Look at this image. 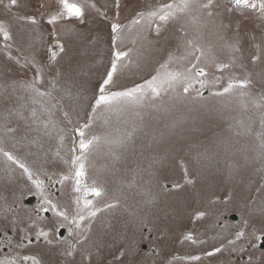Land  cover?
Masks as SVG:
<instances>
[{
  "label": "rangeland",
  "instance_id": "1",
  "mask_svg": "<svg viewBox=\"0 0 264 264\" xmlns=\"http://www.w3.org/2000/svg\"><path fill=\"white\" fill-rule=\"evenodd\" d=\"M78 2L86 5L83 22L61 21L55 31L66 42V51L58 55L59 66L83 84L84 102L77 109L79 116L70 112L71 123L65 121L59 125L64 128L63 144L57 138L58 129H54L51 138H45L38 155H28L26 162L34 170L42 167L44 174L39 178L44 180L45 185L51 183L53 187L54 181L62 176V166L58 173L51 168L56 167L61 158L70 161L72 139H79L71 129L79 126L80 120L85 122L87 111L89 116L94 117V124L86 130V134L90 137L94 133L102 139L85 161L86 183L91 185L95 181L103 186L106 193L104 200L112 202L114 197L119 199L116 209L98 213L92 221L88 239L83 246L78 245L91 253V264H187L188 258L193 256L200 257L194 264L230 262L240 245L247 246L248 239H253L255 233L264 229V215L255 211L264 207V171L259 172L264 161L257 159L261 152L258 134L264 131L261 125L264 101L260 99L264 96V77L260 75L264 73V61L254 65L251 60L252 55L264 50V18L234 8L231 0H212V7L207 9L200 7L207 0H192L187 10L182 13L177 11L175 18L161 25L160 35L157 36L154 29L160 22L150 17L149 11L164 2L179 3L180 0H119L120 9L115 8L114 0ZM56 3L57 0H20L19 6L10 11L0 7V22L10 28L14 38L13 46L4 49L15 58L11 64L0 59V83L31 79L33 73L16 64L18 58L21 65L24 63L22 57L27 55H34L38 61L48 64L51 55L49 49L54 47L55 41L48 37V32L53 29L44 24V19L45 14L56 7ZM41 4L44 7H40ZM31 15L41 21L40 26L29 25L15 18ZM137 18H141L140 24L135 23ZM117 19L124 27L117 44L120 50L130 53V58L124 61L127 67L121 69L122 82L143 83L150 78V74L163 79L168 72L184 73L191 66L190 61L195 62L192 57H186V53L192 51L187 45V41L191 40L202 49V55L196 53L200 55L198 66L207 73L206 78L201 79H207L209 83L204 88H199L197 84L199 91L190 90L187 95L183 93L182 85L177 84L155 100L145 99L144 107L113 102L111 111L106 108L92 113L87 102L91 99L93 86L101 80L109 66L110 25ZM42 28L47 30L44 32L45 39L33 49L29 34ZM67 29L83 33L87 38L84 46L67 43ZM3 43L0 39V47ZM233 44L240 50L233 52L230 47ZM0 57L3 58V55L0 54ZM233 59L236 66L223 74L216 71L217 63L231 64ZM162 64H167V68L161 67ZM215 76H222L217 84L212 83ZM229 77L250 79L249 88L243 90L249 95L241 98L240 89L227 96L209 94L226 85ZM199 92L204 95L201 97ZM241 99L246 107L241 105ZM253 100L262 106H254ZM137 113L144 118V131L140 133L141 139L137 144H151V147L144 148L142 157L139 151L136 155L131 152L127 154L128 164L135 167V162L140 161L146 170L137 177V185L129 188L127 184L132 174L128 173L125 177L124 162L118 163L116 170H112V158L103 137L111 134L114 138L123 130L140 124ZM15 123L13 120L10 126H15ZM10 140L3 144L9 151L13 144ZM205 150L206 157L197 163L193 158L198 153H205ZM32 151L37 150L33 148ZM27 152L28 149L20 146L16 151L13 149V153L21 158ZM177 156L184 157L189 162L187 167L195 170L192 184L187 183L192 177H185ZM9 175L11 180L8 179ZM70 185L55 186V190L50 187L51 191L45 195L53 202H57L59 197L61 204H68L70 197L75 195ZM175 185L180 187L175 188ZM29 188L32 192L28 191ZM13 191L15 196L12 195ZM35 193L34 186L21 174L20 169L7 164L0 155V196L6 197V200H0V205L6 203L10 206L7 218L0 214V231L12 235L14 245L19 243L21 236L35 237L39 244L37 254L33 252L36 247H30L27 238L23 240L24 248L9 249V252L33 256L40 264H55L61 259L56 250L59 248V238L51 245L47 243L44 248V243L29 228L30 225L36 231L43 228L49 231L51 238L48 225L55 217L51 216L49 220L34 217L37 209L30 210V207L44 199V196L36 197ZM30 195L37 199L32 197L33 200L26 206L21 204ZM12 205L19 207L15 210ZM98 206L103 207V200ZM31 208H35V205ZM198 210L206 212L202 220L195 219ZM228 213H235L237 221L229 222ZM16 218L17 223L13 226L12 220ZM254 218L260 220L256 222ZM244 222L247 235L236 241L234 248L226 246L210 260L202 257L221 241L227 244V239L233 238L232 234L237 229L229 227L239 225V228ZM188 234L197 243L186 240ZM67 235L65 229L64 237ZM253 242L249 245V251ZM143 244L147 247L146 252L141 250ZM242 263L239 258L234 262ZM256 263L262 264L259 257Z\"/></svg>",
  "mask_w": 264,
  "mask_h": 264
},
{
  "label": "snow or ice",
  "instance_id": "2",
  "mask_svg": "<svg viewBox=\"0 0 264 264\" xmlns=\"http://www.w3.org/2000/svg\"><path fill=\"white\" fill-rule=\"evenodd\" d=\"M20 0H0V7L4 10L10 11L13 8L19 6ZM192 4V0H180L179 3L164 2L159 6L154 7L149 11V16L158 19L160 24L154 29L157 36L160 35L161 25L167 24L170 19L175 18L176 12H184ZM231 4L234 8L240 9L242 12L245 10L254 14H258L260 18H264V0H231ZM114 6L116 9H120L121 4L119 0H114ZM40 7H44L43 4ZM94 7V5H93ZM202 8H211L212 0H207L206 3L200 5ZM86 5L81 4L78 0H57L56 7L46 13L44 24L51 26L53 29L48 32V37L55 41L54 47L49 49L51 55L47 65L43 61H38L34 55H27L22 57L24 63L20 64V59H16V64L21 68L27 69L33 73L31 79L14 80L11 83L4 81L0 83V155L9 165H14L20 169L21 174L26 176L28 181L34 186L37 195L44 196L43 204L46 207H42L40 211L44 213H50L55 219L50 220L48 228L51 230V238L49 231L41 228L36 231L34 227L29 226L31 231H35L36 238L43 240L48 244H53L57 241L59 248V257L55 264H91V253L83 246L88 239V233L91 229L92 221H94L98 213H101L107 209H116L119 206V199L114 197L112 202L104 200L106 195L103 186L97 182H93L91 185L86 183L87 169L85 161L89 158L92 149L101 142V136L97 134H86V130L91 129L94 124V117L89 116L88 112H85L87 119L85 122L77 127L71 129L76 137L79 139H72V146L70 148L71 157L70 167L64 175L54 181L55 184L63 185L67 181H71V191L75 195L70 197V203L61 204L59 197L57 202H53L45 195L44 180L39 176L43 175V168L33 169L27 162L28 155H38L39 151L43 148L45 138H51V132L54 129H58L57 138L60 143L63 144L64 128L59 127L65 121L71 123L69 119L70 112L76 116H79L77 109L84 102L83 84L78 83L77 80L71 75L63 71L59 66L58 55L66 51V42L59 38V33L55 31L56 26L61 21H80L83 22L85 16ZM211 15V13H209ZM139 16V14H138ZM23 23L40 26L41 21L36 16L15 17ZM135 23L140 24L141 18H137ZM111 28V48H110V62L106 68L100 81H98L92 88L91 99L88 100V109L92 113L103 111L104 109L112 110L113 102H121L127 104L130 107H144L145 99L155 100L161 96L162 92L167 91L169 88H173L177 84H181L183 93L189 94L190 90H197V84L199 88H204L209 82L207 79H201V77L207 76L204 68L198 66L200 55L196 53H202V49L196 45L193 41H187V45L192 51L186 53V57H192L190 61V67H188L184 73L179 71L168 72L166 77L161 79L158 75H151L150 78L145 79L143 83L132 81L131 84L122 82L120 79L121 69L126 68L124 64L125 58H130V53L119 49L117 44L118 38L122 37L124 31L123 25L119 20H115L110 25ZM46 29H41L39 32H32L29 34V41L31 47H35L43 43L45 37L44 32ZM68 36L67 43L80 44L84 46V41L87 39L83 33H77L72 29L66 30ZM0 39L3 40V48L10 49L13 46L14 38L10 31L3 22H0ZM89 44L91 41L88 42ZM233 52L239 51L235 44L230 45ZM9 60H12L11 55L8 56ZM171 54H169V60H171ZM252 63L255 65L257 62L264 61V50H260L258 54H254L251 57ZM236 66V60L233 59L231 64L217 63L215 65L216 71L223 74L230 67ZM161 67L167 68V64H162ZM264 77V73L260 74ZM222 76H215L212 83L217 84L220 82ZM251 84V80L248 78L237 80L233 77H229L226 85H222L219 89L209 94L215 96H227L234 93V90L240 89L239 96L241 98L248 96L249 92L243 91L248 89ZM165 85L168 87L166 88ZM43 89V90H41ZM202 97L203 92H199ZM261 101H264L262 96ZM67 101V104L65 103ZM242 106L244 105L243 99L240 100ZM252 103L256 107H261L260 103L253 100ZM140 117L141 123L133 125L130 130L125 129L119 136L111 137V134L103 137L104 143L108 146V154L111 156V168L116 170V165L120 162H124L125 177L128 173H131V179L128 181L127 186L129 188L137 185V177L143 171L141 162L136 161V166L132 167L128 164L129 152L132 155H136L139 151L141 157L145 147H151V144L145 145L143 143L137 144V141L141 139L140 133L144 131L143 116L137 113ZM15 120V126H10L12 121ZM261 125L264 127V116L261 117ZM146 135V133H145ZM11 139L13 146L24 147L28 149V152L23 158L15 155L12 151H9L3 147L6 140ZM260 140L259 147L261 152L258 154L257 159L264 161V134H258ZM35 148L37 151L33 152ZM205 153H198L195 159L197 163L202 157H206ZM180 167L184 169L185 177H192L187 180L188 184L193 183V178L196 176L195 170H190L187 167L189 163L184 157L177 156ZM247 159V157H245ZM5 171H9L6 169ZM264 171V168H262ZM11 180V175L8 176ZM51 179V178H49ZM175 188H179V185H175ZM32 192V189H28ZM15 196V192L12 193ZM23 195V193H21ZM91 197V198H89ZM0 200H6V197L0 196ZM103 200V207L98 206L100 201ZM15 202V201H13ZM10 210V206L6 203L0 205V214H3L7 218V212ZM261 215H264V207H260L255 210ZM206 215L205 211H197L195 219L202 220ZM18 218L12 220L13 226L16 225ZM87 221V224H85ZM246 222L235 230L232 234L233 238L227 239V244L223 241L219 245H214L210 251L206 252L209 257L215 256L217 253H221L226 246L235 247L236 241L244 238L247 233L245 231ZM67 229V237L63 236V230ZM264 233V229L261 230ZM7 232V229L5 230ZM19 235V233H17ZM28 239L29 243H32L31 239L26 236L20 237V242L16 245L8 238L7 235H3L5 249L23 248V240ZM186 240L197 243L193 239L191 234L185 237ZM256 241L264 243V234L256 235ZM203 243L204 241H199ZM257 246L258 245H254ZM125 253H121L124 255ZM77 257H80L77 259ZM193 260H199V256H193ZM40 264L38 260L33 256L27 254H21L20 252H5V255L0 259V264ZM122 264V262H121ZM251 264V261H250Z\"/></svg>",
  "mask_w": 264,
  "mask_h": 264
},
{
  "label": "flooded vegetation",
  "instance_id": "3",
  "mask_svg": "<svg viewBox=\"0 0 264 264\" xmlns=\"http://www.w3.org/2000/svg\"><path fill=\"white\" fill-rule=\"evenodd\" d=\"M33 205H35V208H31ZM33 205L30 207V210H32V209H37V205H36V203H34ZM38 211H39V210H36V212H35L34 214H39ZM3 235H5L4 232H3V231H0V259H2V258L4 257L5 252H9V249H5L4 246H3V245H4V240L2 239ZM7 236H8V238H9V236H10V239H11V236H12V235L8 234ZM31 241H32L31 244H35V242H34V240H33L32 238H31ZM40 241H41V240H40ZM19 242H20V241H19ZM23 244H24V242H23ZM23 247H24V245H23ZM42 256H43V255H42Z\"/></svg>",
  "mask_w": 264,
  "mask_h": 264
},
{
  "label": "trees",
  "instance_id": "4",
  "mask_svg": "<svg viewBox=\"0 0 264 264\" xmlns=\"http://www.w3.org/2000/svg\"><path fill=\"white\" fill-rule=\"evenodd\" d=\"M20 54H21V52H20ZM6 64H8V63H10L11 62V60H9V59H7L6 61H4Z\"/></svg>",
  "mask_w": 264,
  "mask_h": 264
},
{
  "label": "bare ground",
  "instance_id": "5",
  "mask_svg": "<svg viewBox=\"0 0 264 264\" xmlns=\"http://www.w3.org/2000/svg\"><path fill=\"white\" fill-rule=\"evenodd\" d=\"M231 225V224H230Z\"/></svg>",
  "mask_w": 264,
  "mask_h": 264
}]
</instances>
